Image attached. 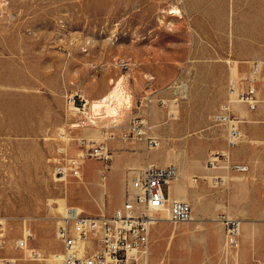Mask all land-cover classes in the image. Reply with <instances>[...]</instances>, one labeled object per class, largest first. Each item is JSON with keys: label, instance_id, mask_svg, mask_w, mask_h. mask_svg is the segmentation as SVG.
<instances>
[{"label": "rangeland", "instance_id": "obj_1", "mask_svg": "<svg viewBox=\"0 0 264 264\" xmlns=\"http://www.w3.org/2000/svg\"><path fill=\"white\" fill-rule=\"evenodd\" d=\"M172 4L181 18L167 14ZM258 50H264V0H0V262L55 264V221L63 206L110 213L124 199L128 171L138 160L167 159L184 173L178 181L196 217L153 225L147 264L264 263V79L257 107L235 110L242 138L230 148L229 163L248 170L203 167L226 150L228 126L214 114L231 76L249 71L251 62H259L264 75V58L247 57ZM122 73L129 100H113L117 115L91 123L90 113L67 106L74 93L89 106ZM137 115L160 143L147 153L128 133ZM110 133L107 164L86 158L81 179L54 176L59 148L75 154L77 138ZM208 172L217 178L200 176ZM162 190L171 195L173 186L162 184ZM228 213L245 219L247 234L255 226L250 240H239L238 261L221 256L219 232L208 235L220 229L212 216ZM24 226L31 233L27 248L43 259L15 246Z\"/></svg>", "mask_w": 264, "mask_h": 264}, {"label": "built area", "instance_id": "obj_2", "mask_svg": "<svg viewBox=\"0 0 264 264\" xmlns=\"http://www.w3.org/2000/svg\"><path fill=\"white\" fill-rule=\"evenodd\" d=\"M259 70L258 63L252 62L249 71L232 78L228 83L229 95L235 96L250 109H255L259 102L257 92L262 78ZM66 102L67 106L71 104L78 112L88 110L87 101L82 94H70ZM237 118L228 100L219 105L214 114L216 122L228 126L227 143L230 146L235 145L240 138ZM84 119L79 118V121ZM129 126L128 133L132 132L138 139H144L148 146L156 144L155 138L145 134L144 117H132ZM76 145L82 150V154L68 153L64 146L58 149L53 173L61 181L79 177L83 159L92 158L105 164L112 159V151L106 142L94 144L80 137L76 139ZM213 157V160L208 159L207 166H218L219 162L227 160V155L223 152H215ZM227 168L245 172L248 165L231 162ZM176 170L174 164H147L128 183L130 186L125 189L122 206L112 213L94 215L79 211L71 204L66 206L55 229V236L60 243L58 264H142L149 248L154 221L183 223L191 219V204L185 200H169V194L165 195L162 190V184L170 186ZM164 213H167L166 217ZM224 234L232 249L239 245L237 219H224ZM28 236L30 235L23 236L24 239L17 243V247L25 246Z\"/></svg>", "mask_w": 264, "mask_h": 264}, {"label": "bare ground", "instance_id": "obj_3", "mask_svg": "<svg viewBox=\"0 0 264 264\" xmlns=\"http://www.w3.org/2000/svg\"><path fill=\"white\" fill-rule=\"evenodd\" d=\"M173 5V4H172ZM171 5V7H170V9L169 10H167V14L169 15V17L170 16H172V17H179V18H181L182 17V12H181V9L178 7V6H176L175 4L172 6ZM166 15V14H165ZM168 17V18H169ZM170 26V25H169ZM252 63V62H251ZM251 63H250V66H251ZM128 64V63H127ZM260 67V65H259V62H258V68ZM128 74V73H127ZM126 75L124 74V73H122L116 80H111V78H109L111 81H110V83L112 84V87L108 90V92L106 93V94H104L103 96H101L99 99H93L91 102H90V105L88 106L87 105V108L89 109V111L87 110V111H85V112H83V114H85V115H88V113H90V115H89V117H88V119H89V122H91V123H93L94 122V119H96V118H108V117H113V116H115V115H117L118 114V107H117V102H116V104L114 103V105L112 106V102H113V100H119V97L122 95V93H123V86H122V83H123V80H124V77H125ZM234 77H237V75H233V76H231V78L230 79H232V78H234ZM263 86H264V84H263ZM226 93H227V97H226V100L225 101H230V106H231V108H232V110L235 112V107H236V105H239V104H243V105H245V107L247 108V109H249V110H251L245 103H243L242 101H240V100H238L235 96H233V95H229V92H228V90H226ZM125 94V93H124ZM122 97L124 98V99H126V101H128L129 100V97H128V94L127 95H122ZM86 101H87V99H86ZM115 102V101H114ZM120 102H118V104H119ZM87 104H88V101H87ZM223 103H221V105H222ZM69 106V108H71V109H75V110H77L76 108H74L71 104H69L68 105ZM126 106V105H125ZM129 106V105H128ZM173 111V110H172ZM86 117V116H85ZM102 120V119H101ZM145 120V124H146V130H145V134L146 135H148L149 133H148V129H149V126H148V122H147V120L146 119H144ZM239 121H240V119H239ZM219 124V123H218ZM79 124H75V126H78ZM95 126V125H94ZM110 126V125H109ZM113 126V125H112ZM128 128L130 129V126H128ZM112 133H110L109 135H107L106 137H102V138H100V139H94L93 137H84V138H86V139H88V141H90L91 143H94V144H97V143H99V142H101V141H103V142H106L107 143V145L109 146V144H108V141L109 140H111V139H114V137H112V135H111ZM150 136H152L153 138H155L156 139V141H157V137H155V136H153V135H151V134H149ZM227 136H228V132H227ZM240 137L242 138V134L240 133ZM241 138H240V140H241ZM63 139L64 140H66V138L65 137H63ZM122 139H126V136L124 135L123 137H122ZM139 140H142L144 143H145V141H144V139H139ZM67 141V140H66ZM124 141V140H123ZM67 143V142H66ZM159 141H157L156 142V145H151V146H148L146 143H145V148H146V153L149 151V149H152V148H158L159 147ZM233 146H230V145H228V143L226 144V150L225 151H222L223 153H225L226 155H227V161H225L226 163L225 164H223V165H220V162H219V165L217 166V165H214L213 166V168H218V167H223V168H225L227 171H231V170H229L228 168H227V165H228V163L230 162L229 161V159H230V157H229V150H230V148H232ZM67 148V147H66ZM67 150V149H66ZM76 154H82V150L79 148V151L76 153ZM213 155H212V157H211V159L213 160ZM210 160V159H209ZM147 164H155V163H152V162H146L145 164H144V166L142 167V169H140V170H138V171H136V170H134L133 169V171L132 170H130V171H128V172H130V176H129V180H128V182H127V184L125 185V189L127 188V187H129L130 186V184H128V183H131L132 182V178L135 176V175H139L140 173H141V171L144 169V167L147 165ZM168 164H172V163H167V164H164V165H168ZM156 165H158V164H156ZM164 165H159V166H164ZM176 167V166H175ZM185 166H183V168H184ZM187 167V166H186ZM203 167H205V166H203ZM209 167V166H208ZM176 169H177V167H176ZM177 171V173H176V176L171 180V183L173 182V181H175V180H177L178 179V177H179V173H178V170H176ZM179 172H181V171H179ZM182 173V172H181ZM188 174V173H187ZM55 176V175H54ZM191 176V175H190ZM194 176V175H193ZM193 176H191L190 178H189V182L190 183H192V184H196V182H195V179L193 178ZM56 177V176H55ZM215 178V177H217V175L216 176H209L208 178ZM223 178H225V176H222ZM221 177V178H222ZM57 178V177H56ZM78 179H81V171H80V174H79V177H77ZM105 178V176L104 175H102V179H104ZM204 178H206V177H204ZM58 179V178H57ZM67 179V178H66ZM65 179V180H66ZM187 179V178H186ZM60 180V179H59ZM67 181V180H66ZM170 183V184H171ZM125 189H124V197H125ZM173 199H175V198H173ZM169 200H172V199H170L169 198ZM179 200H185V201H187V202H189L187 199H179ZM123 202H124V199L122 200V202L117 206V207H115L114 209H116V208H119L120 206H122V204H123ZM190 203V202H189ZM66 206H68V205H66ZM66 206H63L62 207V209H61V211H60V213H59V215L56 217V221H55V223H56V225L57 224H59L60 223V220H61V214L63 213V211H64V208L66 207ZM74 206H76L78 209H79V211H83V212H85L82 208H80L79 206H77V205H74ZM114 209L110 212V213H112L113 211H114ZM85 213H87V212H85ZM103 213H105V210L104 211H100L98 214H103ZM89 214V213H88ZM98 214H94V215H98ZM166 215H167V213H164V217H166ZM195 218L192 216V213H191V219L189 220V221H191V220H194ZM224 219H237L238 220V222H239V236H240V233H241V225H242V219L241 218H238V217H232V216H226V218H222L221 216H216V217H214L212 220H214V221H217V222H221L222 224H224ZM188 221V222H189ZM162 222H166V223H169V224H172V225H177V224H182V223H172V222H169V221H167V220H162V221H154L153 222V224H152V226L153 225H155V224H157V223H162ZM183 223H187V222H183ZM152 226H151V229H152ZM29 228H26V226H24V231H23V235H22V237L21 238H19V239H17V241H16V243H15V246L17 247V243H19V241L20 240H22V239H24L23 238V236H25V235H30L31 236V233H30V230H28ZM56 229V228H55ZM151 232V231H150ZM54 235H55V231H54ZM172 235V234H171ZM56 237V236H55ZM57 239V238H56ZM170 240V239H169ZM169 243V242H168ZM170 245V244H169ZM238 247V246H237ZM236 247V248H237ZM17 248H19V247H17ZM149 248H150V244H149ZM149 248H148V250H147V253L145 254V256H144V258H143V261H142V264H147L148 263V256H149ZM236 248H234L235 250H236ZM20 249H23V250H26L27 251V254H29V255H31V256H33V255H37V257H33V258H31V259H40V258H42V257H40V252L39 251H37V250H35L34 248H27V242L25 243V246H23L22 248H20ZM234 249H232L230 246H229V244L226 242V238H225V234H224V237H223V242H222V254H224L223 256L225 257V258H227L230 254H233L234 253ZM59 253H60V249H59V251L57 252V253H54L53 254V260H54V262H55V264H58V255H59ZM8 260V259H7ZM0 264H4V262H0Z\"/></svg>", "mask_w": 264, "mask_h": 264}, {"label": "crops", "instance_id": "obj_4", "mask_svg": "<svg viewBox=\"0 0 264 264\" xmlns=\"http://www.w3.org/2000/svg\"><path fill=\"white\" fill-rule=\"evenodd\" d=\"M247 57H250V58H258V57H262V58H264V50L263 51H261V50H258L257 52H250L248 55H247ZM235 75H236V73H235ZM0 78H1V70H0ZM264 79V75L262 76V78H261V80H263ZM0 84H1V82H0ZM238 106V105H237ZM238 108L236 107V109L235 110H237ZM238 110H242V107H240L239 106V109ZM153 149H155V148H153ZM146 162H152V163H155V164H157L155 161H153V160H149V159H144V160H142V161H140V160H138V162H137V168H135L134 170H136V171H138V170H140V169H142V167L144 166V164L146 163ZM169 161L166 159L165 161H163L161 164H158V165H164V164H167ZM114 167H117V166H114ZM207 171H210V170H213V171H218L219 170V168H208V167H204ZM215 172V173H216ZM180 174H182V175H184V173H181V172H179ZM188 173V172H187ZM217 175V174H216ZM200 176L202 177V178H204V177H206V179L209 177V176H213L214 177V175L213 174H209V172L208 173H202V174H200ZM84 179V178H83ZM205 179V178H204ZM84 182H85V179L83 180ZM172 186H173V191L171 192L172 194L171 195H169V198L170 199H173V198H175V199H187L188 201H189V199L187 198L188 197V193H187V191L186 190H183V189H181L180 188V184H179V181H178V179L177 180H175V181H173L172 183ZM190 202V201H189ZM190 204H191V202H190ZM192 207V216H194L193 215V206H191ZM233 214H227L226 216H232ZM217 215H214V216H212V218L211 219H213L214 217H216ZM196 217V215L194 216V218ZM233 217V216H232ZM234 217H238V218H241V217H239L237 214L234 216ZM243 221H242V225H241V233H240V235L241 236H239V240L241 241H247V240H250L251 238H252V236H253V234H254V229H255V226H254V224H252V226H250V230H248V234H247V222L245 221V219L244 218H241ZM163 223V222H162ZM217 226H219L220 227V229H214V230H210L209 231V233H208V235L210 234V235H212V236H214L217 232H219V235L217 236L218 237V241H219V238L221 237V242H223V237H224V230H223V224L220 222L219 224H217ZM152 230V229H151ZM247 235L249 236V237H247ZM214 238V237H213ZM248 238H250V239H248ZM215 239V238H214ZM150 241H151V232H150ZM156 241V240H155ZM155 241H153V242H155ZM239 241V242H240ZM241 243V242H240ZM153 244V243H152ZM154 245V244H153ZM220 247H221V245L222 244H218ZM151 246V245H150ZM258 246H256V248H257ZM222 248V247H221ZM258 249V248H257ZM241 246H240V244L238 245V247L236 248V250L234 251V253L233 254H230L231 255V257H233L236 261H238V259H239V256H240V254H241ZM207 251V250H206ZM257 254V253H256ZM221 256H223V254H221ZM261 256V255H260ZM260 258H262L263 260H264V256L262 255ZM40 259H43V258H40ZM225 260H227L228 259V257L227 258H224ZM35 260H37V259H35ZM260 264H264V263H260Z\"/></svg>", "mask_w": 264, "mask_h": 264}]
</instances>
